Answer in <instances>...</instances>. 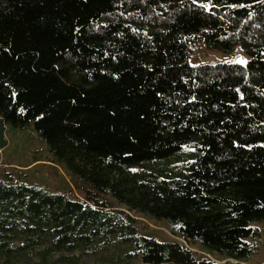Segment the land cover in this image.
Listing matches in <instances>:
<instances>
[{
    "label": "trees",
    "instance_id": "obj_1",
    "mask_svg": "<svg viewBox=\"0 0 264 264\" xmlns=\"http://www.w3.org/2000/svg\"><path fill=\"white\" fill-rule=\"evenodd\" d=\"M195 45L249 59L192 65ZM0 116L88 185L78 198L0 171V256L125 244L138 264H217L190 245L258 250L264 0H0ZM132 212L185 243L141 234Z\"/></svg>",
    "mask_w": 264,
    "mask_h": 264
},
{
    "label": "rangeland",
    "instance_id": "obj_2",
    "mask_svg": "<svg viewBox=\"0 0 264 264\" xmlns=\"http://www.w3.org/2000/svg\"><path fill=\"white\" fill-rule=\"evenodd\" d=\"M193 55L190 63L198 64H216L237 62L245 64L249 57L237 46L231 52H221L218 50L207 49L201 45H195L191 49ZM6 130L4 138L7 145L0 150V171H11L13 175L23 181L31 184L45 186L52 192H62L67 195L81 198V187H87V184L79 182L74 176L68 173L61 165L52 162V156L47 150L45 144L36 136L33 129L29 126L25 130H20L5 125ZM183 159V155L171 159L169 163L178 164ZM116 208H122L113 198L102 196ZM137 220V227L141 234L154 236L160 240H179L169 231V227L164 221H158L151 217L138 213H131ZM256 225L264 228V221L256 222ZM258 250L242 263L229 261L226 264H264V233L262 232L259 241ZM128 246L125 244H114L105 249H99L95 246H89L86 251L77 250L72 252L73 262H67L64 255L69 253L51 252L45 255L41 254L43 245L32 249H27L20 253L12 254L9 257L0 256V264H138L137 259H126L123 253ZM192 251L198 256L203 255V249L198 245H190ZM218 260L224 258L217 257Z\"/></svg>",
    "mask_w": 264,
    "mask_h": 264
},
{
    "label": "water",
    "instance_id": "obj_3",
    "mask_svg": "<svg viewBox=\"0 0 264 264\" xmlns=\"http://www.w3.org/2000/svg\"><path fill=\"white\" fill-rule=\"evenodd\" d=\"M5 125V120L0 116V150L7 145V140L4 138V133L6 130Z\"/></svg>",
    "mask_w": 264,
    "mask_h": 264
},
{
    "label": "built area",
    "instance_id": "obj_4",
    "mask_svg": "<svg viewBox=\"0 0 264 264\" xmlns=\"http://www.w3.org/2000/svg\"><path fill=\"white\" fill-rule=\"evenodd\" d=\"M202 47H204V45H202ZM191 56H193V55L191 54ZM203 255H205L209 259L213 260L217 264H226L229 261H234V262H237V263H242V262H240L238 260H234V259H231V258H224L223 260H218V258L216 256L211 255V254H209L207 252H203Z\"/></svg>",
    "mask_w": 264,
    "mask_h": 264
},
{
    "label": "crops",
    "instance_id": "obj_5",
    "mask_svg": "<svg viewBox=\"0 0 264 264\" xmlns=\"http://www.w3.org/2000/svg\"><path fill=\"white\" fill-rule=\"evenodd\" d=\"M257 264H259V263H257Z\"/></svg>",
    "mask_w": 264,
    "mask_h": 264
}]
</instances>
